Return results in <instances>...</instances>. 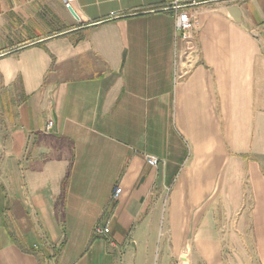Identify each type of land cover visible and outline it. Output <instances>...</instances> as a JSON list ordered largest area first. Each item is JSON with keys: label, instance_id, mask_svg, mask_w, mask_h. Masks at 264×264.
<instances>
[{"label": "crops", "instance_id": "1", "mask_svg": "<svg viewBox=\"0 0 264 264\" xmlns=\"http://www.w3.org/2000/svg\"><path fill=\"white\" fill-rule=\"evenodd\" d=\"M171 1L0 0V264H264V0Z\"/></svg>", "mask_w": 264, "mask_h": 264}, {"label": "built area", "instance_id": "2", "mask_svg": "<svg viewBox=\"0 0 264 264\" xmlns=\"http://www.w3.org/2000/svg\"><path fill=\"white\" fill-rule=\"evenodd\" d=\"M73 0H63L64 7L66 9L71 7V2ZM199 2L197 0H172L170 5L167 9H171L174 12L175 17V29L179 34V37L186 43L187 50L186 52H190V54H194V56L198 55L199 50L194 45L193 39L195 37L196 30L198 28V19L195 16L194 13H191L187 7L190 5L198 4ZM187 56V55H185ZM193 57H188V63L191 65L193 63ZM51 122H49V125ZM146 162L150 166H157L158 159L153 156H148L146 158ZM122 192V189L118 186L113 191V197L117 198L120 193ZM109 231L107 226H96L94 228V232L96 234H107Z\"/></svg>", "mask_w": 264, "mask_h": 264}, {"label": "water", "instance_id": "3", "mask_svg": "<svg viewBox=\"0 0 264 264\" xmlns=\"http://www.w3.org/2000/svg\"><path fill=\"white\" fill-rule=\"evenodd\" d=\"M68 10L75 18H77L76 13L74 12V10L71 7L68 8ZM229 13L233 17L234 20H238L239 12H238V9L236 7H234V6L230 7ZM160 181H161V164L158 165V179H157L158 185L160 184Z\"/></svg>", "mask_w": 264, "mask_h": 264}, {"label": "rangeland", "instance_id": "4", "mask_svg": "<svg viewBox=\"0 0 264 264\" xmlns=\"http://www.w3.org/2000/svg\"><path fill=\"white\" fill-rule=\"evenodd\" d=\"M2 111V110H1ZM3 112H0V149L4 144V137L6 133V126L3 123Z\"/></svg>", "mask_w": 264, "mask_h": 264}]
</instances>
